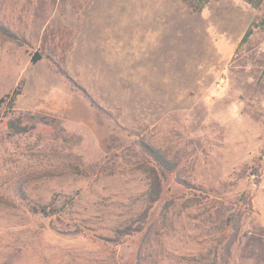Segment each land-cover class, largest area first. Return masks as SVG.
<instances>
[{"label": "rangeland", "instance_id": "rangeland-1", "mask_svg": "<svg viewBox=\"0 0 264 264\" xmlns=\"http://www.w3.org/2000/svg\"><path fill=\"white\" fill-rule=\"evenodd\" d=\"M263 17L264 0H0L24 39L0 35V264H264ZM17 89L15 112L62 135L8 136ZM141 139L176 167L117 239L150 205Z\"/></svg>", "mask_w": 264, "mask_h": 264}, {"label": "trees", "instance_id": "trees-1", "mask_svg": "<svg viewBox=\"0 0 264 264\" xmlns=\"http://www.w3.org/2000/svg\"><path fill=\"white\" fill-rule=\"evenodd\" d=\"M212 0H190L192 7L196 11H202L205 6ZM252 6L259 7L261 0H247ZM253 24V23H252ZM252 24L246 30L241 43L245 42L250 35L253 33ZM254 25H264V17L260 22H254ZM0 35L5 39L14 41L19 45H24V39L21 38L17 33L11 30L7 25L0 21ZM39 58V54L34 56V61ZM20 93V89L15 90L12 94H7L5 98H9L10 101V110H8L7 114L10 117L7 120V134L8 136H18L22 134H26L33 129H35L39 124H43L49 127H52L54 130L58 132V134L62 135V131H64V127L62 126L63 120L50 115L43 113L41 111H19L15 112L14 103L17 95ZM5 98L2 100L6 102ZM73 140H71L72 145L78 143L82 140V136H72ZM70 138V139H71ZM68 139V138H67ZM69 140V139H68ZM117 140L116 137L112 139ZM111 141V142H112ZM111 142L108 144V149H111ZM138 145L140 151H134L135 155L146 156L149 160L148 163H145L144 167L149 172L150 178V191H149V206L144 210L141 215V223L137 227H133L132 225H126L123 228H118L116 230V237L120 239V237L125 235L133 234L134 232H142L145 229V223L149 219L150 209L152 204L157 202L163 194V179L167 176L169 172H173L175 170V164L169 160L159 149L149 144L147 141L141 139L138 140ZM1 201V198H0ZM36 213H41L43 215L55 214L56 211L54 209H49L47 206H36L33 205L30 207Z\"/></svg>", "mask_w": 264, "mask_h": 264}]
</instances>
